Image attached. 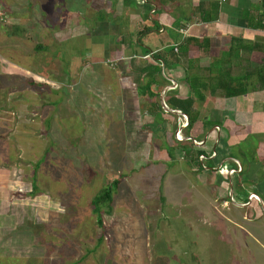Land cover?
<instances>
[{
	"label": "rangeland",
	"instance_id": "obj_1",
	"mask_svg": "<svg viewBox=\"0 0 264 264\" xmlns=\"http://www.w3.org/2000/svg\"><path fill=\"white\" fill-rule=\"evenodd\" d=\"M49 1L0 0V264H264V211L249 199L261 187L246 181L259 172L250 170L239 188L231 162L237 171L241 165L228 157L256 158L249 131L257 124L238 122L229 132L218 96L195 107L189 142L186 119L157 109L164 83L154 96L133 90L119 101V66L93 62L85 35L47 43L46 25L63 16L64 0L53 8ZM89 2L85 13L92 15ZM105 13L94 19L105 14L120 33L132 30L128 19ZM75 56L92 60L79 74L69 66ZM7 61L44 77L56 63L67 79L48 92L17 81ZM4 67L11 74L2 76ZM258 123L263 131L251 134L261 140ZM113 179L119 183L99 225L91 200Z\"/></svg>",
	"mask_w": 264,
	"mask_h": 264
},
{
	"label": "crops",
	"instance_id": "obj_2",
	"mask_svg": "<svg viewBox=\"0 0 264 264\" xmlns=\"http://www.w3.org/2000/svg\"><path fill=\"white\" fill-rule=\"evenodd\" d=\"M203 1L209 2V0H90L89 4L94 13L89 15L85 13L87 0H70V2L69 0H64L60 3L63 4L60 7V12H62L63 16L53 19V25H46L47 27L49 26L47 29V33H49L47 43L60 42L72 35H85L87 37L86 45L93 62L96 64L102 62L104 65H106V62H111L112 65L119 66V71L115 66L116 74H118V78L122 82L116 96L117 99H120L119 101L121 99L124 101L128 93H133V90L140 91L139 83L135 82L136 84L132 85L134 77L137 80L138 76L131 67V60L136 65L144 64L151 61L153 54L161 52L168 62L171 63L172 59L165 52L166 50L173 48L174 52L178 54L179 50L177 47L185 37H195L198 40L206 37L209 41L201 47L204 52L205 62L202 58H199L197 51L199 47L192 42L188 47L187 54L180 57L178 63L170 65L165 70V76L168 80H174V82L169 80L168 85L163 84L164 87L174 86L167 90L165 94L167 95V92L173 90L177 97L185 98L189 92L188 86L184 81V68L188 65V60H194V67L203 65V63L208 66L213 58L229 48L232 38L264 43V27H248L245 19L247 16L252 18L258 13L261 9L262 0H218L220 2V12L218 18L213 22H202L199 20L196 7ZM58 2L57 0H50L48 2L49 8L57 7ZM49 8L44 9L48 11L50 10ZM245 11L249 12L247 16L243 15ZM101 12L110 14L113 12L114 15H117L115 18L121 16L128 19V24H130L132 30L127 31V26H123V30L120 33L119 24L117 22H108L105 17L106 13L100 19H94ZM86 19H90L88 24ZM183 25L185 26L183 27ZM144 47H147L149 52L145 53ZM258 54L260 55L257 51L250 54L251 60L255 63L260 61ZM86 60L92 62L90 59ZM85 62L81 57L75 56L69 66L73 69L74 74H79ZM8 63L12 67H5L13 70L12 73L15 74L13 76H17V81L19 79H24L28 82L32 81L35 85L38 86L39 84L40 87L46 88L48 92L49 89L56 90L60 88L58 83L67 79L65 73L67 70L59 64L56 65V63L53 65L58 68H56L54 73L51 71L52 74L50 73L51 75H47V77L23 70L12 62ZM5 67L1 68L2 76L11 74V71L5 70ZM19 76L21 77L19 78ZM128 82H130L128 89L130 92H127L124 88ZM154 86L157 87L156 85H151L153 92H155ZM141 95L144 96L143 94ZM218 96L222 99V105L228 108L226 110L228 115H226L223 122L228 131L238 122H246L247 125H253V122H255L257 128L250 130V134L257 133L258 130L263 131V129H259L260 123H258V121L264 123L262 91H252L230 99H226L220 94L207 95L205 101L210 103V99L214 101V98L216 99ZM199 103L196 101L194 107L199 106ZM249 105L251 107H260V109L246 112L245 107ZM236 116L237 119H235ZM247 116L250 117L247 119ZM257 145L259 149L256 151V161L249 165V171H247L249 173L250 170H253L254 176L258 174L259 168L261 170L264 167V138L258 140ZM247 179L252 180L253 184L260 183L261 188L256 189L254 187L255 190L252 192L256 191L264 194V188L261 185V183L264 184V178L259 180L258 176L256 178L248 176ZM247 202L249 203L250 200L248 199Z\"/></svg>",
	"mask_w": 264,
	"mask_h": 264
},
{
	"label": "trees",
	"instance_id": "obj_3",
	"mask_svg": "<svg viewBox=\"0 0 264 264\" xmlns=\"http://www.w3.org/2000/svg\"><path fill=\"white\" fill-rule=\"evenodd\" d=\"M219 12L220 2L218 0H209V2L203 1L196 7V13L198 14L199 20L202 22L215 21L218 18ZM248 14V11H245V13L243 12L245 16ZM254 16L252 18L247 16L245 18L247 20V26L251 28L264 27V0L261 1V9ZM208 41L206 37L201 40L190 36L185 37L177 47L179 50L178 54L174 52L173 48L165 51L171 57V63L168 62L167 58H165L161 52L153 54L151 61L144 64L136 65L131 60V67L138 76L136 81L137 84L139 83V93L154 96L155 94L151 90V85L160 86L163 83H169L168 78L165 76V70L170 65L178 63L180 57L187 54L189 45L194 42L201 48ZM143 50L145 53L149 52L147 47H144ZM254 51L260 54L264 52V43L242 38H232L229 48L226 51L220 52L217 57L212 59L208 66L200 67L198 65L194 67V60H188V65L184 68V81L189 89L188 95L185 98H179L173 90H170L165 99L169 107L180 110L188 116V123L184 128L185 137H192V130L199 120V111L195 109L194 103L196 101L204 102L207 95L220 94L226 99H230L252 91H262V110L264 111V57L260 59L258 63L253 62L250 58V54ZM162 63L164 65L163 68L161 65ZM29 83L33 84L32 81H29ZM157 109H161L159 104L157 105ZM209 123H212V125L214 124L211 121H209ZM214 125L221 126L218 122ZM250 135L254 136L258 141L255 135ZM187 141L191 142L190 139ZM182 147L184 149L187 148L185 144H182ZM197 154L206 157L204 150L198 149ZM240 154L245 155L241 150ZM228 157L232 160L240 161L241 168L239 171H237L239 167L233 162H231V165H233L231 169L238 172L235 185L241 188L243 187L242 177L247 173L249 165L256 161V158L252 156L240 160L239 157L234 154V151H231ZM207 162V167H210L212 161L210 160ZM196 163H201L198 157ZM258 172V179L262 180L264 178L262 169H259L257 173ZM246 181L250 183L252 180L247 179ZM118 183V179H113L109 184L103 187L98 194L94 195L91 200L93 206L92 211L96 215L99 225H102L101 212L103 207L110 206L112 194ZM250 184H253V181ZM247 193L243 194L245 202L248 201ZM253 193L264 201V194H260L256 191Z\"/></svg>",
	"mask_w": 264,
	"mask_h": 264
},
{
	"label": "water",
	"instance_id": "obj_4",
	"mask_svg": "<svg viewBox=\"0 0 264 264\" xmlns=\"http://www.w3.org/2000/svg\"><path fill=\"white\" fill-rule=\"evenodd\" d=\"M161 65H162V68H163L164 67L163 63ZM169 80L171 82H174V80H172V79H169ZM169 89H171L170 85L169 86H165L163 88L162 92L160 93V95H159L160 106L166 112L175 113V114H177L179 116H183L186 119V124L184 125V127H185L187 125V123H188V116L186 114H184L183 112H181L180 110L170 108L169 106H167V104L165 102L164 96H165L166 91L169 90ZM185 139L193 140V137H185ZM194 143L196 145L200 146V145H202L204 143V141L196 142L194 140ZM257 199L260 201L261 207H262V209L264 211V201L259 196H257ZM243 205H245V204H243Z\"/></svg>",
	"mask_w": 264,
	"mask_h": 264
},
{
	"label": "built area",
	"instance_id": "obj_5",
	"mask_svg": "<svg viewBox=\"0 0 264 264\" xmlns=\"http://www.w3.org/2000/svg\"><path fill=\"white\" fill-rule=\"evenodd\" d=\"M5 20H6V14H5V11L3 10V8H2V6L0 4V22H5ZM233 171H235V170H233ZM252 198H257V195L256 194H251L249 199H252Z\"/></svg>",
	"mask_w": 264,
	"mask_h": 264
}]
</instances>
